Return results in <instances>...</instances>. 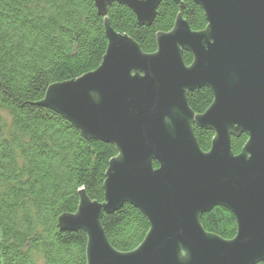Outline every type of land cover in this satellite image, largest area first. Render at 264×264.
Segmentation results:
<instances>
[{
	"label": "water",
	"instance_id": "obj_1",
	"mask_svg": "<svg viewBox=\"0 0 264 264\" xmlns=\"http://www.w3.org/2000/svg\"><path fill=\"white\" fill-rule=\"evenodd\" d=\"M162 0H93L99 16L112 3L150 25ZM179 4L181 0H172ZM207 26L191 32L178 16L143 54L104 20L106 51L99 67L74 81L49 86L40 105L67 120L86 140L111 145L104 202L83 192L61 231L86 236V264H258L264 260V0H190ZM192 62L185 66L182 53ZM207 88L209 108L194 115L186 97ZM193 126L213 132L202 153ZM247 137L240 154L230 138ZM153 163L157 168H153ZM124 204L149 230L130 253L116 252L102 217ZM220 207L232 214L235 237L204 232L202 215Z\"/></svg>",
	"mask_w": 264,
	"mask_h": 264
},
{
	"label": "trees",
	"instance_id": "obj_2",
	"mask_svg": "<svg viewBox=\"0 0 264 264\" xmlns=\"http://www.w3.org/2000/svg\"><path fill=\"white\" fill-rule=\"evenodd\" d=\"M178 16L191 32L207 26L190 0H162L150 25L138 24L131 10L117 3L99 16L93 0H0V112L5 115H0V264H86V236L59 230L57 221L76 213L80 192L90 202H104L105 172L117 152L86 140L40 103L49 86L99 67L107 46L104 20L152 55L155 36L168 33ZM182 61L189 66L191 55L183 52ZM212 101L207 88L186 97L194 115ZM193 136L207 153L213 132L193 126ZM246 142L244 134L231 137V154L239 155ZM200 225L224 241L236 234L234 217L220 207L202 215ZM101 227L111 248L122 254L137 249L149 230L144 216L128 204L104 215Z\"/></svg>",
	"mask_w": 264,
	"mask_h": 264
},
{
	"label": "rangeland",
	"instance_id": "obj_3",
	"mask_svg": "<svg viewBox=\"0 0 264 264\" xmlns=\"http://www.w3.org/2000/svg\"><path fill=\"white\" fill-rule=\"evenodd\" d=\"M0 115H1L3 118H5V115H4L3 113L0 112Z\"/></svg>",
	"mask_w": 264,
	"mask_h": 264
}]
</instances>
